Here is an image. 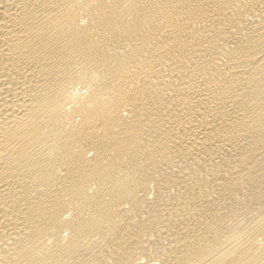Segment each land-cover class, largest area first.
<instances>
[{"label":"bare ground","instance_id":"bare-ground-1","mask_svg":"<svg viewBox=\"0 0 264 264\" xmlns=\"http://www.w3.org/2000/svg\"><path fill=\"white\" fill-rule=\"evenodd\" d=\"M0 264H264V0H0Z\"/></svg>","mask_w":264,"mask_h":264}]
</instances>
